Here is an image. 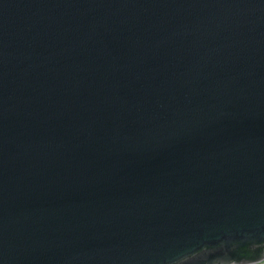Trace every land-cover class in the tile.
<instances>
[{"label":"water","instance_id":"water-1","mask_svg":"<svg viewBox=\"0 0 264 264\" xmlns=\"http://www.w3.org/2000/svg\"><path fill=\"white\" fill-rule=\"evenodd\" d=\"M262 257L264 0H0V264Z\"/></svg>","mask_w":264,"mask_h":264},{"label":"built area","instance_id":"built-area-1","mask_svg":"<svg viewBox=\"0 0 264 264\" xmlns=\"http://www.w3.org/2000/svg\"><path fill=\"white\" fill-rule=\"evenodd\" d=\"M224 264H264V257H262L261 259L255 260V261H251V262L238 263L235 261H231V262L224 263Z\"/></svg>","mask_w":264,"mask_h":264},{"label":"trees","instance_id":"trees-1","mask_svg":"<svg viewBox=\"0 0 264 264\" xmlns=\"http://www.w3.org/2000/svg\"><path fill=\"white\" fill-rule=\"evenodd\" d=\"M245 249H247V248H245Z\"/></svg>","mask_w":264,"mask_h":264}]
</instances>
